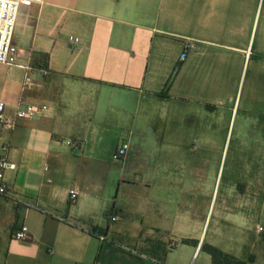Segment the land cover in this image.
<instances>
[{
	"label": "crops",
	"instance_id": "1",
	"mask_svg": "<svg viewBox=\"0 0 264 264\" xmlns=\"http://www.w3.org/2000/svg\"><path fill=\"white\" fill-rule=\"evenodd\" d=\"M13 42L32 70L0 63V102L49 110L0 125L17 166L0 264H214L206 243L264 264L248 257L264 251V0H44L20 9ZM229 157L247 179L220 202L239 232L223 244L209 217Z\"/></svg>",
	"mask_w": 264,
	"mask_h": 264
},
{
	"label": "built area",
	"instance_id": "2",
	"mask_svg": "<svg viewBox=\"0 0 264 264\" xmlns=\"http://www.w3.org/2000/svg\"><path fill=\"white\" fill-rule=\"evenodd\" d=\"M44 0H0V63L7 67H18L25 70L28 73L32 70L31 63L22 62L24 50L18 47L13 42V36L17 23V17L22 7L29 8L34 5L43 4ZM75 43L78 39L71 38ZM193 48L192 44H188L185 52L181 55V59L187 58L188 51ZM31 85L30 78L27 76L25 79V87ZM49 110V106L46 104H32V103H19L17 105L15 114L13 116L8 115L7 104L0 102V125L7 129H15L19 123L23 120H32L39 116L42 112ZM75 149H81L82 144L80 142L71 143ZM130 150V141L123 139L114 155V161H123L126 159ZM17 166L11 163L7 156H3L0 159V199L8 195V186L5 180V173L7 170H16ZM71 200L75 201L77 197L76 190L70 192ZM17 240L29 239V232L27 227L23 226L19 231L15 233ZM101 240L105 238L99 236Z\"/></svg>",
	"mask_w": 264,
	"mask_h": 264
},
{
	"label": "rangeland",
	"instance_id": "3",
	"mask_svg": "<svg viewBox=\"0 0 264 264\" xmlns=\"http://www.w3.org/2000/svg\"><path fill=\"white\" fill-rule=\"evenodd\" d=\"M226 134H227V131L225 129H223V132H222V135L220 136L221 137L220 139L224 140L226 137ZM230 140H231V136L228 138V145L227 146H229ZM234 144H235V137H233V142H232L231 147H233ZM227 150L225 153V158L227 156ZM1 151H2V148L0 147V152ZM230 158L231 157H229L226 162L224 161L221 168H220V179H221V181H219V183L217 185V190H216V196H218L217 197L218 200H217L216 206H215V200L213 201V205L211 206L210 217H209V225H210L211 231L214 230L216 225L219 226V235H220L221 242L223 244L228 242L227 240L229 239V236H237L239 234V232H237L238 230L236 228H234V226L231 224V221L233 222V220L235 218H232V217H222V218L220 217L219 218L218 210L220 208V202H221L222 198L226 196V193L230 187H232L234 189L237 188L241 191H244L246 188V179H247V177H246L247 176L246 175L247 170H245L244 168L232 169V167H231L232 163L230 162ZM211 171H213V170H211ZM262 171L264 172V170H261V169L252 170V176L257 177V178H261L262 180H264V173H262ZM212 188H213V186L211 187L210 195H212V191H213ZM257 225L259 226L258 229H256V230H258L257 237L262 238L261 241H264V223L262 225H259V224H257ZM258 255L264 256V251L263 252L261 251V253H260L259 250L255 249L254 255L249 254L248 257L250 260H252V259L256 260Z\"/></svg>",
	"mask_w": 264,
	"mask_h": 264
},
{
	"label": "trees",
	"instance_id": "4",
	"mask_svg": "<svg viewBox=\"0 0 264 264\" xmlns=\"http://www.w3.org/2000/svg\"><path fill=\"white\" fill-rule=\"evenodd\" d=\"M41 56H43V58L45 60L44 61L45 62L44 67H45L48 56L43 55V54H41ZM183 243L189 244V245H197L198 241H196V240H184ZM203 250L206 253H208L209 255H211L214 264H246L245 262L240 261V260L232 257L231 255L223 252L219 248H217L211 244H208V243L204 244Z\"/></svg>",
	"mask_w": 264,
	"mask_h": 264
}]
</instances>
